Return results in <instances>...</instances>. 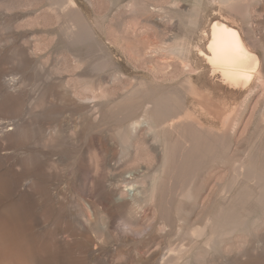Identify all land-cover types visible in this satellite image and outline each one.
Instances as JSON below:
<instances>
[{
	"label": "rangeland",
	"instance_id": "1",
	"mask_svg": "<svg viewBox=\"0 0 264 264\" xmlns=\"http://www.w3.org/2000/svg\"><path fill=\"white\" fill-rule=\"evenodd\" d=\"M219 20L261 60L250 95L197 56ZM263 69L264 0H0V230L29 264H264ZM195 88L203 132L174 125Z\"/></svg>",
	"mask_w": 264,
	"mask_h": 264
},
{
	"label": "bare ground",
	"instance_id": "2",
	"mask_svg": "<svg viewBox=\"0 0 264 264\" xmlns=\"http://www.w3.org/2000/svg\"><path fill=\"white\" fill-rule=\"evenodd\" d=\"M244 34L239 31V29H235L234 27H231L220 20L211 24L209 39L206 47L207 51L205 52L202 49H198L197 56H199L200 61H204L206 63V71L210 75L211 84L213 87L225 85L229 88H243L250 95V93L253 91L252 85L255 84V79L261 78V60L259 56L252 51L251 46ZM201 73H203V65L200 68L199 74ZM198 78L202 80L201 75H199ZM11 81H13V84L15 85L18 80L13 78ZM258 82L256 81V83ZM262 82H264V80ZM191 99V102L201 107V112L198 113L197 116H194V118L190 121L185 120L184 118H178L174 125H177L179 129H191L193 131L203 132V123L200 120L203 119V93L195 88L191 92ZM206 105L209 108L211 114L209 118L211 120L220 119V124L222 127L221 133L231 134L237 130L239 119L234 107H232L228 113H225V109L215 108L214 106L212 107L208 103H206ZM152 107L154 111L164 114L167 104L165 101H162L161 103L154 102L151 104V106L150 104H147L143 108L141 120L132 122V131H136L137 126L141 124L149 125L148 118L150 108ZM261 114H263V116H261L263 117V120L262 122L260 121L261 123L259 122V129L260 132L264 133V110L261 112ZM11 128H14V126H11L8 129ZM207 131H209V133L213 132V134L216 136L220 135L219 131L214 132L210 128H208ZM126 178L130 181L128 183L130 184L133 182L134 174L129 173ZM132 186L133 185H130L131 191H133L132 197L141 196L142 191L133 189ZM258 192V197L264 198V178L262 179V185ZM249 195H252L251 191H243L242 200L244 201V196ZM239 203H230L228 206L222 209L221 215L224 216V220L232 219V208ZM204 228L206 227L201 228L199 230L200 233H198L203 235ZM25 256L26 250L14 242L10 232L6 230H0V264H29L27 263L28 260H25Z\"/></svg>",
	"mask_w": 264,
	"mask_h": 264
}]
</instances>
